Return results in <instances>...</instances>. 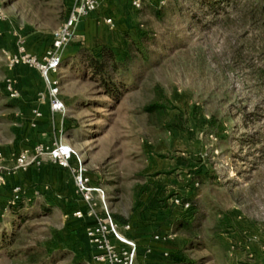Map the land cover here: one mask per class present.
Instances as JSON below:
<instances>
[{"label":"rangeland","instance_id":"1","mask_svg":"<svg viewBox=\"0 0 264 264\" xmlns=\"http://www.w3.org/2000/svg\"><path fill=\"white\" fill-rule=\"evenodd\" d=\"M69 1L0 0V264L90 261L83 230L91 221L71 216L80 206L71 176L53 175L45 160L14 168L19 150L57 135L111 215L129 229L151 223V232L171 235L165 264H233L247 238L264 243V9L255 0L216 9L208 0H143L138 9L101 2L59 49L52 77L65 106L60 127L38 98L46 91L40 74L6 55L21 43L41 56ZM102 44L121 60L110 95L86 64ZM152 103L159 107L146 110ZM175 117L180 128L169 126ZM11 185L22 191L13 209ZM190 191L188 216L170 198Z\"/></svg>","mask_w":264,"mask_h":264},{"label":"built area","instance_id":"2","mask_svg":"<svg viewBox=\"0 0 264 264\" xmlns=\"http://www.w3.org/2000/svg\"><path fill=\"white\" fill-rule=\"evenodd\" d=\"M134 9L140 8L143 0H124ZM100 0H71L63 21L52 32L50 44L44 49L41 56H35L25 51L21 43L16 44L15 51L7 53L8 64H24L34 68L45 82V94H39L38 98H46L48 109L51 113L65 112L63 101L59 98V87L57 80L52 76L60 64L59 49L62 45L71 41L74 37L73 28L84 18L89 17L97 8ZM166 0H157V5L162 6ZM2 14L0 12V20ZM109 23L110 19H104ZM6 53V52H4ZM8 95L16 96L12 86H7ZM34 117L39 116V111H31ZM1 157V156H0ZM45 160L59 168L66 169L72 178L74 194L81 208H75L71 216L75 219L83 217L90 218L92 223L83 230L84 237L89 244L90 261L88 264H136L137 243L126 235L129 229L128 223L119 225L112 215L107 211L104 201V193L99 185L92 184L85 167L79 161L76 153L70 145L61 140L59 135L52 138L48 143L39 142L33 144L30 149H21L14 156V168L25 169L27 166H39ZM0 183L2 175L0 174ZM193 185H196L194 183ZM22 196L19 186L11 188L8 204H14ZM173 207L182 210L188 208V202H182L178 196L170 198ZM170 234L151 235L155 242H166ZM151 252L146 246L143 249L142 258ZM162 256H167L164 251ZM139 264H147L142 260Z\"/></svg>","mask_w":264,"mask_h":264},{"label":"trees","instance_id":"3","mask_svg":"<svg viewBox=\"0 0 264 264\" xmlns=\"http://www.w3.org/2000/svg\"><path fill=\"white\" fill-rule=\"evenodd\" d=\"M222 1H227V0H208V1L205 2V4L209 8L216 9V7ZM255 2H256V5H259L261 9H264V0H255ZM155 3L157 5V1ZM118 58L119 57H117V54L114 53V50L111 47H109V46H107L105 44L99 45L97 47V49H93L86 56L87 67L91 69L94 77H96V79H97V81L99 83V86H101L103 91L106 94H108V95L113 94V91H114V88L112 87L113 86V83H112L113 80H112V75L111 74L116 72L119 69V67H120L121 60H119ZM154 107L158 108L159 105H157L156 103H154V104L152 103V104H150V105H148L146 107V110H151ZM177 118L178 117L173 118L171 120V122L169 123V126L180 128V123L178 122ZM13 186L14 185H11L9 187V189H8L9 195H8L7 203H8V200L10 198L11 188ZM191 186H192L191 188H193V184H191ZM174 196H178L181 199L182 202H188V208L185 209V210H182V209H180L178 207H173L171 205V203H170V206L173 207V208L179 209L181 212H184L185 214H188V216H189L190 212H192V207H193V202H192V199H191V196H192L191 191L189 192V196L188 197H181L179 195H174ZM20 204H21V198H19L14 204H9L8 207L13 209V208H16V207L20 206ZM81 207L82 206L80 205V206L75 207V208H81ZM75 208H73L71 210V212ZM188 216L186 218H188ZM112 217H113L114 221L116 223H118L119 225L127 223V220L122 218L120 215H112ZM162 234H165V233H162ZM126 235L128 236L127 233H126ZM170 256L171 255L169 254V251H168L167 252V257L170 258ZM174 261H179V260L178 259H174Z\"/></svg>","mask_w":264,"mask_h":264},{"label":"crops","instance_id":"4","mask_svg":"<svg viewBox=\"0 0 264 264\" xmlns=\"http://www.w3.org/2000/svg\"><path fill=\"white\" fill-rule=\"evenodd\" d=\"M70 1H69V3H70ZM103 1H107V0H100L99 4ZM108 1L125 2L130 7V5L124 0H108ZM81 21H82V19H81ZM43 51H42V53H43ZM54 114H55V117L59 118V116H60L58 123H59V126L61 127V123H62L61 122V120H62L61 116H63V115H61L60 113H54ZM46 165H47L46 169L49 171H52L53 175H59V177L62 174L66 175V176L70 175L66 169L59 168V167H57L53 164H50V163H47ZM68 179L72 180L71 177H69ZM83 219L88 220V224L90 223V221L92 223V220L90 218L83 217ZM150 224L151 223H149V226H144V224H143L142 227H140V228H133L134 226H132L126 232L128 234V236L137 243V252L138 253H137L135 263L138 264V263L142 262V260L143 261L145 260V262L147 264H165L166 259H165V257L162 256L161 253H163L164 251H167V248H168L166 245L167 242L161 243V242H155V241L151 240V235L153 233L162 234L163 232H160V231H156V232L152 231L151 232L152 226ZM247 240H248V242L245 245H241L242 250H243L241 253L234 251V255L232 257V260H234L233 264H236L235 262H239L240 260H242L241 256H242V253H244V252L246 254V259H245V261H243L242 264H264V243L258 242V241L255 242L254 236H251V238H247ZM146 246H149L151 248V252L146 254L144 259H143L142 253H143V249Z\"/></svg>","mask_w":264,"mask_h":264}]
</instances>
